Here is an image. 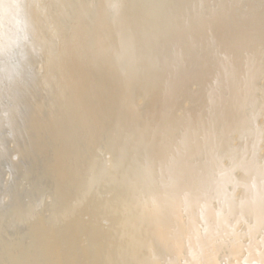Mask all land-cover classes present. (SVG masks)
Masks as SVG:
<instances>
[{
  "label": "bare ground",
  "instance_id": "obj_1",
  "mask_svg": "<svg viewBox=\"0 0 264 264\" xmlns=\"http://www.w3.org/2000/svg\"><path fill=\"white\" fill-rule=\"evenodd\" d=\"M9 53L0 264H264V0H0Z\"/></svg>",
  "mask_w": 264,
  "mask_h": 264
},
{
  "label": "rangeland",
  "instance_id": "obj_2",
  "mask_svg": "<svg viewBox=\"0 0 264 264\" xmlns=\"http://www.w3.org/2000/svg\"><path fill=\"white\" fill-rule=\"evenodd\" d=\"M6 55H7V56H6ZM6 55H4V56L2 55L4 58H3L2 56H0V64L4 63V62L6 61V58H7L8 56H10L11 53L6 54ZM5 56H6V57H5ZM10 159L13 160V161L11 160L12 162H14V161L16 160V158H14L13 156H12Z\"/></svg>",
  "mask_w": 264,
  "mask_h": 264
},
{
  "label": "clouds",
  "instance_id": "obj_3",
  "mask_svg": "<svg viewBox=\"0 0 264 264\" xmlns=\"http://www.w3.org/2000/svg\"><path fill=\"white\" fill-rule=\"evenodd\" d=\"M6 7H11V5H6Z\"/></svg>",
  "mask_w": 264,
  "mask_h": 264
}]
</instances>
